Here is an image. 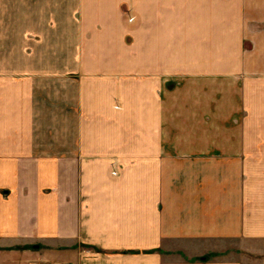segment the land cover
I'll return each mask as SVG.
<instances>
[{"label":"crops","instance_id":"1","mask_svg":"<svg viewBox=\"0 0 264 264\" xmlns=\"http://www.w3.org/2000/svg\"><path fill=\"white\" fill-rule=\"evenodd\" d=\"M0 264H264V0L0 7Z\"/></svg>","mask_w":264,"mask_h":264},{"label":"rangeland","instance_id":"2","mask_svg":"<svg viewBox=\"0 0 264 264\" xmlns=\"http://www.w3.org/2000/svg\"><path fill=\"white\" fill-rule=\"evenodd\" d=\"M14 0H0V7H4L6 10L9 9L13 6ZM7 14L9 12H6Z\"/></svg>","mask_w":264,"mask_h":264},{"label":"trees","instance_id":"3","mask_svg":"<svg viewBox=\"0 0 264 264\" xmlns=\"http://www.w3.org/2000/svg\"><path fill=\"white\" fill-rule=\"evenodd\" d=\"M207 257H203L202 259H206Z\"/></svg>","mask_w":264,"mask_h":264}]
</instances>
